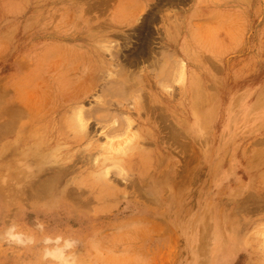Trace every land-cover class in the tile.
I'll use <instances>...</instances> for the list:
<instances>
[{"label":"rangeland","instance_id":"rangeland-1","mask_svg":"<svg viewBox=\"0 0 264 264\" xmlns=\"http://www.w3.org/2000/svg\"><path fill=\"white\" fill-rule=\"evenodd\" d=\"M2 88L19 120L0 138V232L35 242L0 241V264H52L48 235L77 241L76 264H262L264 0H0ZM127 131L144 136L102 164Z\"/></svg>","mask_w":264,"mask_h":264},{"label":"bare ground","instance_id":"bare-ground-1","mask_svg":"<svg viewBox=\"0 0 264 264\" xmlns=\"http://www.w3.org/2000/svg\"><path fill=\"white\" fill-rule=\"evenodd\" d=\"M170 42H171V40H170ZM146 47V46H145ZM145 50V49H144ZM184 50H186V54H187V56L189 55V53H188V51H187V49H186V47H185V49ZM143 51V50H142ZM156 53V52H155ZM167 55V54H166ZM167 58V57H166ZM172 62V61H171ZM170 62V64H166L165 66H163L162 67V69H161V71H160V74L162 75V76H168V74H169V67H171L172 66V64L173 63H171ZM118 65V64H117ZM116 66V65H115ZM119 68V67H118ZM121 68H123V67H121ZM121 70H120V68H119V72H120ZM121 73H123V70L121 71ZM121 73H119L118 75H122ZM108 74V73H107ZM106 74V75H107ZM117 74V73H116ZM128 75H129V73H128ZM105 78V77H104ZM107 79H108V77H106ZM119 78V77H118ZM127 78V77H126ZM181 78H182V75H181ZM123 80H124V78H122ZM130 79V78H129ZM187 81H191L190 82V84H189V86L192 84H194L195 82L193 81V79H195V77L193 76V75H191L190 74V76H188L187 78ZM107 80H105V82H106ZM127 81V80H126ZM111 82V81H110ZM109 82V83H110ZM138 82H139V80H138ZM109 83H107V85L109 84ZM116 83H117V81L115 82V83H110V84H112V85H114L115 84V86L114 87H116L117 88V86H116ZM120 83V82H119ZM122 84H121V87H122V85H123V87H126V89L128 88L127 87V85L126 86H124V83L123 82H121ZM135 83V82H134ZM118 85V84H117ZM120 85V84H119ZM118 85V87H120ZM105 87H106V84H105ZM109 87V86H108ZM107 87V88H108ZM112 87V86H111ZM120 87V88H121ZM104 88V87H103ZM115 88V89H116ZM112 89H113V87H112ZM114 89V90H115ZM140 88H138L137 87V90H139ZM102 90V89H101ZM104 90V89H103ZM107 90V89H106ZM114 90H111V88L109 89V91L108 92H110V91H114ZM119 90V89H118ZM118 90H116V91H118ZM137 90H134V88L131 90L132 92L134 91H137ZM123 91V89L121 90V92ZM102 92V91H101ZM103 92H105V91H103ZM108 92H105V95H107V93ZM139 92V91H138ZM118 93H119V91H118ZM136 93V92H135ZM140 93V92H139ZM111 94V93H110ZM109 94V95H110ZM113 94H114V92H113ZM120 94V93H119ZM3 95H4V90H3V88L0 90V138L1 137H4V135H6L7 133H9L10 132V130H12L13 129V126H15V123L17 122L16 120H19L17 117L19 116H17L16 117V119L15 120H13L14 118H15V115H14V117H12V115H13V112H12V109L11 108H9V107H11L10 105H8L4 100H3ZM112 95V94H111ZM115 95V94H114ZM122 95V94H121ZM127 95V94H126ZM129 96H130V94H128ZM102 96H104V94L102 95ZM116 96V95H115ZM118 96V95H117ZM129 96L127 97V98H129ZM134 96V95H133ZM118 98H120L119 96H118ZM125 98H126V96H125ZM124 98V99H125ZM127 98H126V100L125 101H127ZM108 99V98H107ZM107 99H105V101L107 100ZM121 99H122V97H121ZM123 99V100H124ZM130 99V98H129ZM131 100V99H130ZM110 101V100H109ZM105 103H107V102H105ZM104 103V104H105ZM109 103V102H108ZM234 103H236V104H238V106L239 105H241V97H236V98H234ZM110 104V103H109ZM109 104H107V106L109 105ZM118 104H121V103H117V105ZM106 105V104H105ZM101 106V105H100ZM106 107V106H105ZM129 107V106H128ZM74 109H73V112H72V114H74V116H75V118L78 120V122L80 123V124H82V119H81V113H82V111H81V107L80 106H76V107H73ZM100 108V107H99ZM101 108H102V106H101ZM120 109H123V110H125L126 108L125 107H119ZM103 109V108H102ZM102 109H100V111L102 110ZM107 109V107L105 108V110ZM105 110H103V111H105ZM15 111V110H14ZM96 111H98L99 112V110H96ZM105 112H107V110L105 111ZM105 112H103V113H105ZM142 112V111H141ZM147 112V111H146ZM246 111H243V113H245ZM10 113H11V115H10ZM85 113V112H84ZM102 113V112H101ZM15 114V113H14ZM91 114V113H90ZM98 114V113H97ZM100 114V113H99ZM98 114V115H99ZM9 115H10V118H9ZM87 115V113H85V115H84V117ZM103 115V114H102ZM101 115V116H102ZM104 115H106V116H104ZM103 115V117H101L102 119L103 118H106L108 115L110 116V114H104ZM134 115V114H133ZM100 116V115H99ZM112 116V115H111ZM73 117V116H72ZM88 117V116H87ZM114 117H116V116H114ZM113 117V118H114ZM123 117V116H122ZM121 117V118H122ZM13 118V119H12ZM117 118V117H116ZM100 119V118H99ZM98 119V120H99ZM120 119V118H119ZM123 119V118H122ZM94 120V119H93ZM101 120V119H100ZM106 120H111L110 119V117H108V119H106ZM105 120V121H106ZM116 120V119H115ZM118 120V119H117ZM116 120V121H117ZM14 121H15V123H14ZM104 121V120H103ZM102 121V122H103ZM119 121V120H118ZM117 121V122H118ZM26 122V121H25ZM98 122V121H97ZM99 122H101V121H99ZM107 122V121H106ZM105 122V123H106ZM122 122H124V123H126L125 121H121V123ZM21 123V122H20ZM28 123V122H27ZM120 122H118V125H121V124H119ZM103 124H104V122H103ZM117 124V123H116ZM108 125V124H107ZM127 125H129V121L127 122ZM25 126V125H24ZM114 126H116V125H114ZM22 127H23V125H22ZM103 127H104V125H103ZM120 128H117V130H119V129H121V126H119ZM110 128V127H109ZM108 128V129H109ZM113 128V127H112ZM114 129V128H113ZM116 129V128H115ZM125 129V128H124ZM21 130V129H20ZM19 130V132H21ZM120 131V130H119ZM106 132V131H105ZM108 132V131H107ZM114 132V131H113ZM122 132V131H121ZM109 133H111V132H109ZM119 133V132H118ZM117 133V134H118ZM167 133H169V132H167ZM105 134V133H104ZM108 134V133H107ZM112 134V133H111ZM121 134V133H120ZM20 135V134H19ZM109 135V134H108ZM107 136V135H106ZM119 136V135H118ZM144 135L143 134H141V133H139L138 135L136 134V133H132V132H130V131H127V132H124V135H123V137L120 139V140H118V141H112V140H108L107 141V143L103 146L104 147V149H105V151L107 152V153H109V154H112L111 155V157H105L104 158V160L102 161V164L103 163H105V162H107V161H112V162H114V163H117V162H123L124 161V156H127L128 154H129V152H131L133 149H135L134 148V145L133 144H131V141H132V139H138L139 137H143ZM111 138H112V136H111ZM13 145V144H12ZM10 149V148H9ZM4 150V149H3ZM51 156H53V155H51ZM97 156V155H96ZM90 157H92V156H90ZM99 157V156H98ZM51 157H49V159H50ZM48 159V158H47ZM42 160V159H41ZM95 160V159H94ZM143 160H145L144 159V157H143ZM48 161V160H47ZM218 163V162H217ZM219 164V163H218ZM5 165V164H4ZM143 165V162H141V159L139 158V161H138V163H137V166H139V167H137L136 166V168H137V170H142V166ZM0 167H2V166H0ZM66 170V169H71V166L70 165H65V164H63V166H60V168L61 169H63V168ZM116 168V167H115ZM12 169V168H11ZM114 169V168H113ZM213 169H215V170H217V168L216 167H214ZM116 170L118 171V169L116 168ZM1 171V170H0ZM100 171H102V170H100ZM107 172V171H106ZM98 174H100V173H98ZM96 176H97V174H96ZM99 177V176H98ZM102 177H103V175H102ZM96 179V178H95ZM38 184V183H37ZM49 186H50V183H44V184H42V185H38V186H36V188L34 187L33 188V194H31V196L29 197V198H31L32 196H36L35 198H38V197H40V196H43V194H44V192H46V191H48L49 190ZM51 191V190H50ZM260 234V236L262 237V240L263 241H261L262 243V247H263V249H261V252L260 253H258L257 251H256V255H255V258H256V260H257V262H261L262 264L264 263V230H262V231H260L259 232ZM195 245V244H194ZM212 245L213 244H211L210 246H209V250L211 251V250H213L212 249ZM258 248H259V246H258ZM254 250H256V249H254ZM204 261V257L202 256V254L199 256V262H203Z\"/></svg>","mask_w":264,"mask_h":264},{"label":"clouds","instance_id":"clouds-1","mask_svg":"<svg viewBox=\"0 0 264 264\" xmlns=\"http://www.w3.org/2000/svg\"><path fill=\"white\" fill-rule=\"evenodd\" d=\"M35 227L40 231L45 228L43 223H37ZM0 241L23 247L34 244L35 238L33 235L22 231L18 224L11 223L3 232H0ZM42 243L44 245L42 260L51 261L52 264H76V257L72 255V250L77 247V241L74 238L48 235L44 237Z\"/></svg>","mask_w":264,"mask_h":264}]
</instances>
